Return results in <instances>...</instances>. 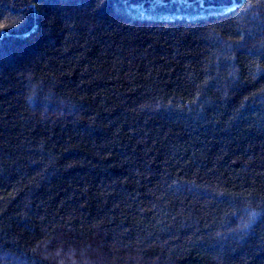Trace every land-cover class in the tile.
I'll return each mask as SVG.
<instances>
[{
    "label": "trees",
    "instance_id": "obj_1",
    "mask_svg": "<svg viewBox=\"0 0 264 264\" xmlns=\"http://www.w3.org/2000/svg\"><path fill=\"white\" fill-rule=\"evenodd\" d=\"M0 264H264V0H0Z\"/></svg>",
    "mask_w": 264,
    "mask_h": 264
}]
</instances>
